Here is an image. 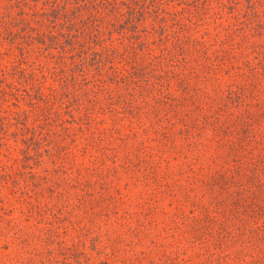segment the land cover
<instances>
[{
	"label": "rangeland",
	"instance_id": "374dc122",
	"mask_svg": "<svg viewBox=\"0 0 264 264\" xmlns=\"http://www.w3.org/2000/svg\"><path fill=\"white\" fill-rule=\"evenodd\" d=\"M0 264H264V0H0Z\"/></svg>",
	"mask_w": 264,
	"mask_h": 264
},
{
	"label": "trees",
	"instance_id": "16d2710c",
	"mask_svg": "<svg viewBox=\"0 0 264 264\" xmlns=\"http://www.w3.org/2000/svg\"><path fill=\"white\" fill-rule=\"evenodd\" d=\"M85 5V4H84ZM105 5H104V3L102 4V3H100V2H91V3H89L88 5H87V7H93L95 10H97V8L98 7H104ZM89 20H90V18H88ZM53 20V19H52ZM55 20V19H54ZM20 21L22 22V23H24V21H22V19H20ZM93 21V19L91 20V22ZM12 34H15V36H20V38H22V36L23 37H25L26 36V34H25V30L24 31H21L20 32V35H18V33H13L12 32ZM32 39L30 38L29 39V41H31Z\"/></svg>",
	"mask_w": 264,
	"mask_h": 264
}]
</instances>
